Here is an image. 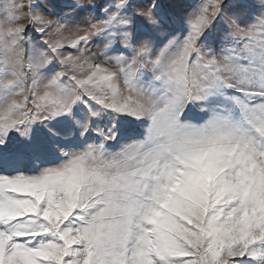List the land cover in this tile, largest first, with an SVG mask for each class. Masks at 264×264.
<instances>
[{
  "label": "snow or ice",
  "instance_id": "1",
  "mask_svg": "<svg viewBox=\"0 0 264 264\" xmlns=\"http://www.w3.org/2000/svg\"><path fill=\"white\" fill-rule=\"evenodd\" d=\"M61 7L0 5V264H264V0Z\"/></svg>",
  "mask_w": 264,
  "mask_h": 264
},
{
  "label": "rangeland",
  "instance_id": "2",
  "mask_svg": "<svg viewBox=\"0 0 264 264\" xmlns=\"http://www.w3.org/2000/svg\"><path fill=\"white\" fill-rule=\"evenodd\" d=\"M7 0H0V5L3 3H6ZM71 2V0H49V5L52 4L57 6V11L66 10L63 9L61 6L64 3ZM81 3L89 4V3H95L97 5H102L104 3V0H80ZM140 4H146L148 3V0H137ZM192 0H164L165 5L168 7V9L172 12H174L178 16H183L187 9V5L191 3ZM97 12H99V7L97 8ZM81 22L84 23L86 18H90V14L87 12H81L80 17ZM102 48V45H96L93 46V51H99Z\"/></svg>",
  "mask_w": 264,
  "mask_h": 264
}]
</instances>
